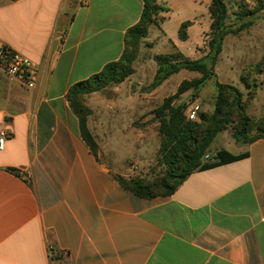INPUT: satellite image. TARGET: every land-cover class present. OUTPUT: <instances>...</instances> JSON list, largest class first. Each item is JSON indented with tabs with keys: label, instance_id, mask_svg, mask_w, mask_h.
Returning a JSON list of instances; mask_svg holds the SVG:
<instances>
[{
	"label": "crops",
	"instance_id": "crops-1",
	"mask_svg": "<svg viewBox=\"0 0 264 264\" xmlns=\"http://www.w3.org/2000/svg\"><path fill=\"white\" fill-rule=\"evenodd\" d=\"M158 4L166 11L142 46L151 49L156 26L181 53L196 35L197 51L211 32L210 1ZM143 7L142 0H0V40L38 69L32 91L0 70V127L9 133L0 151V264H264V140L219 149L247 158L196 171L172 196L146 200L124 189L117 177L131 175L101 156L116 153L121 134L137 149L127 134L143 131L110 130L101 147L89 119L97 156L81 137L67 94L121 59ZM185 22L192 25L183 42ZM102 92L84 98L91 111Z\"/></svg>",
	"mask_w": 264,
	"mask_h": 264
},
{
	"label": "trees",
	"instance_id": "trees-1",
	"mask_svg": "<svg viewBox=\"0 0 264 264\" xmlns=\"http://www.w3.org/2000/svg\"><path fill=\"white\" fill-rule=\"evenodd\" d=\"M142 1L144 7L141 19L127 32L121 59L106 65L100 73L89 79L75 84L67 94L69 107L79 121L81 137L95 156L98 155L99 145L88 125L92 111L85 104L84 98L102 92L112 85H120L134 74V63L143 41L149 35L150 27L157 25L158 17L166 11L158 4V0ZM209 1L208 11L212 23L207 55L199 60H192L175 49V53L154 57L158 69L149 91L156 90L172 76L184 70L198 73L201 77L183 81L176 94L166 98L154 111L155 119L159 124L158 135L161 139L158 162L164 167V174L153 182L143 178L117 177V181L124 189L139 198L153 200L170 197L194 172L247 158V154L234 156L228 151L220 150L214 162L203 163V158L211 153V146L218 135L230 127L233 128V138L237 144L250 145L258 140H264V121L257 123L247 114V101L244 99V94L236 87L216 82L214 112L200 113L196 122L187 119L186 104L175 105L176 101L189 91H193L196 97L216 77L215 67L223 51L226 37L251 28L255 24V17L264 12V0H258V7L254 11L242 10V4L237 3L241 11L236 17L241 24L235 27L228 25L229 4L237 0ZM191 25V22L181 25L178 33L181 41L188 40V29ZM242 80L247 87L255 88L256 85L251 84L244 76ZM252 94L250 100L254 99L255 91ZM255 130L257 134L253 135Z\"/></svg>",
	"mask_w": 264,
	"mask_h": 264
},
{
	"label": "rangeland",
	"instance_id": "rangeland-1",
	"mask_svg": "<svg viewBox=\"0 0 264 264\" xmlns=\"http://www.w3.org/2000/svg\"><path fill=\"white\" fill-rule=\"evenodd\" d=\"M237 3L242 4V10L245 11H254L258 7V0L230 2L228 25L235 27L241 24L236 17L241 11ZM159 19L158 17V22ZM210 33L197 47V51L195 50L197 37L193 35L192 41L185 44L182 53L192 60H199L207 55ZM150 39L154 40L151 49L142 45L140 47L134 63L135 74L126 80L130 83L128 87L122 91L114 92L112 89L117 85H112L110 90L102 92L99 100L93 106L89 119H91V126L98 136L101 147L105 146V142L108 140L106 132L110 130L115 132L132 129L143 131L142 138H139V134H127L130 141L137 142V149L130 142H126L125 136L121 134L113 138V144L117 146L116 153L113 155L102 153L101 156L104 162L114 166L113 168L117 171L130 174V178H143L153 182L160 178L165 171L158 162L161 139L158 135L159 124L155 119L154 111L163 104L166 98L176 94L183 81H191L200 78L201 75L184 70L172 76L156 90L149 91L158 69L154 61L155 55L176 52L156 26ZM215 75L216 77L196 97H194L193 91H189L181 96L175 105L186 104L189 108L196 104L200 107V113L212 114L217 96L215 83L219 82L238 88L247 101V114L257 123L264 121V12L255 17V24L251 28L237 35L226 37L223 51L215 67ZM243 76L251 84L256 85L255 88L247 87L245 81L242 80ZM1 81H5V79L1 78ZM254 91L256 95L253 100H250ZM107 100H110L109 103L112 104L105 105L104 101ZM252 134H257L256 130ZM234 142L233 128L230 127L218 135L211 146L210 154L215 155L219 149L227 147L229 144L233 145Z\"/></svg>",
	"mask_w": 264,
	"mask_h": 264
},
{
	"label": "built area",
	"instance_id": "built-area-1",
	"mask_svg": "<svg viewBox=\"0 0 264 264\" xmlns=\"http://www.w3.org/2000/svg\"><path fill=\"white\" fill-rule=\"evenodd\" d=\"M0 70L7 76L17 80L29 91L36 88L38 69L37 66L20 53L12 50L0 40ZM186 117L191 122H196L200 117V107L191 105L186 111ZM9 133L3 127H0V151L5 149ZM215 155L207 154L203 158V163L214 162ZM52 254V252H50Z\"/></svg>",
	"mask_w": 264,
	"mask_h": 264
}]
</instances>
